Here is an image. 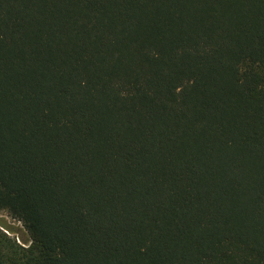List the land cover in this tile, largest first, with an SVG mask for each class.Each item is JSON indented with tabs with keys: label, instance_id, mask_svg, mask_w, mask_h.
<instances>
[{
	"label": "trees",
	"instance_id": "16d2710c",
	"mask_svg": "<svg viewBox=\"0 0 264 264\" xmlns=\"http://www.w3.org/2000/svg\"><path fill=\"white\" fill-rule=\"evenodd\" d=\"M0 264H264V0H0Z\"/></svg>",
	"mask_w": 264,
	"mask_h": 264
},
{
	"label": "rangeland",
	"instance_id": "374dc122",
	"mask_svg": "<svg viewBox=\"0 0 264 264\" xmlns=\"http://www.w3.org/2000/svg\"><path fill=\"white\" fill-rule=\"evenodd\" d=\"M0 225L8 230L10 235L17 237L21 243H29L28 234L22 223L13 219L8 213L0 212Z\"/></svg>",
	"mask_w": 264,
	"mask_h": 264
}]
</instances>
